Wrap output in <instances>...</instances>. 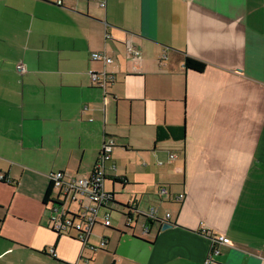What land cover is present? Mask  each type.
Returning <instances> with one entry per match:
<instances>
[{
  "label": "crops",
  "instance_id": "obj_1",
  "mask_svg": "<svg viewBox=\"0 0 264 264\" xmlns=\"http://www.w3.org/2000/svg\"><path fill=\"white\" fill-rule=\"evenodd\" d=\"M62 1L0 0V264H264V0ZM163 124L186 139L156 143ZM106 137L115 201L139 186L127 205L163 220L98 224L99 248L53 231L44 197L52 173L89 176Z\"/></svg>",
  "mask_w": 264,
  "mask_h": 264
},
{
  "label": "built area",
  "instance_id": "obj_2",
  "mask_svg": "<svg viewBox=\"0 0 264 264\" xmlns=\"http://www.w3.org/2000/svg\"><path fill=\"white\" fill-rule=\"evenodd\" d=\"M54 2L58 5L63 3L62 0H54ZM101 5L105 6V2H102ZM135 54L139 56L140 52L136 51ZM92 58L103 61L106 65L113 62V59L104 51L93 52ZM18 70L23 73L26 71L23 64L18 65ZM91 74L94 82L104 89H107L108 85L115 81V76L106 71L102 74L92 71ZM115 146L116 140L113 137H106L89 176L76 177L65 171H58L50 175L52 191L47 202L50 205V227L57 234L68 235L88 242L96 225L112 226L111 213L114 204L112 201L115 200V192L108 188V181L112 178L117 179L114 177L116 166L112 161V151ZM5 178V175H0V180ZM158 193L161 197H168L178 202L185 198L184 193L171 194L165 185L159 187ZM170 217L171 214L167 213L166 218ZM141 218L143 219L141 228L143 234L149 233L152 222L163 220L157 206L143 211L135 203L129 205L127 223L131 226L133 223L138 224ZM218 239L223 242L227 241L224 235H220ZM106 245L107 238L102 237L99 248H104ZM208 263L218 264L215 261L212 262L211 258Z\"/></svg>",
  "mask_w": 264,
  "mask_h": 264
},
{
  "label": "rangeland",
  "instance_id": "obj_3",
  "mask_svg": "<svg viewBox=\"0 0 264 264\" xmlns=\"http://www.w3.org/2000/svg\"><path fill=\"white\" fill-rule=\"evenodd\" d=\"M134 153L135 152H130L128 154L130 157V160H132V161L135 160V154ZM137 187H139V186L128 185L127 187L122 188V186L119 185L117 187V191L119 193V194H117V201L122 203V204L114 203L113 204V210L111 213L112 222L117 226V228L119 230L126 232L127 233L126 235L129 237H131L133 234L141 235V225L143 223V219L141 218V219H139L137 225L133 223V225L131 226L134 229H130L126 226V223H127L126 222L127 221L126 213L127 212H126L123 204L126 205L127 202L131 201L134 198V196L136 195L134 188H137ZM138 197H139V200L141 201V199H142L141 194H138ZM150 208L151 207L148 205L147 201H143L141 203V207H140L141 210L147 211ZM163 212H165V211H163ZM108 234L104 230H102L101 227H97L93 232L91 240L95 245L99 244L101 242V239L103 236L109 237L110 234L109 235ZM118 235H120V233H118Z\"/></svg>",
  "mask_w": 264,
  "mask_h": 264
},
{
  "label": "trees",
  "instance_id": "obj_4",
  "mask_svg": "<svg viewBox=\"0 0 264 264\" xmlns=\"http://www.w3.org/2000/svg\"><path fill=\"white\" fill-rule=\"evenodd\" d=\"M185 67L188 69H192L195 70L197 72H203L206 68V63H204L201 60H198L196 58L187 56L186 60H185ZM175 140V141H184L186 139V127L185 125L182 126H170V125H159L157 126L156 129V139L155 142L159 143L165 140ZM126 178L121 179V178H117L116 181L117 182H123V183H127L125 182ZM51 185H49L46 195L44 197L45 202H47L49 200V196L51 194ZM113 203H117L115 200L112 201ZM120 204V203H118ZM125 209L129 208V205H124Z\"/></svg>",
  "mask_w": 264,
  "mask_h": 264
}]
</instances>
